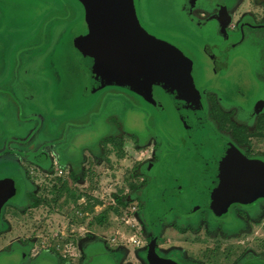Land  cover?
Returning <instances> with one entry per match:
<instances>
[{
  "label": "rangeland",
  "instance_id": "1",
  "mask_svg": "<svg viewBox=\"0 0 264 264\" xmlns=\"http://www.w3.org/2000/svg\"><path fill=\"white\" fill-rule=\"evenodd\" d=\"M72 1L0 0V82L8 77L13 66L12 54L24 48L27 41L34 46V53L49 54L43 61L41 56H35L29 62L30 76L35 82L33 95L41 86L39 95L34 97L36 105L41 107L36 100L41 95L50 113L73 110L66 116L82 113V105L79 106L77 98L69 100L73 90L69 88L67 74L62 72L61 82L55 72L71 62L73 79L79 69L67 59L66 47L60 45L58 51L52 48L60 27L63 28L60 34L65 38L79 19V9ZM181 1L140 0L144 25L156 35L193 50L199 70V62L206 66L210 59L197 46H211L208 34L211 28L196 23L185 24L188 31L179 27L183 17L178 10ZM189 1L186 0L187 11L192 20H203V24L209 19L220 20L224 25L223 47L237 44L226 48V53L231 57L230 62L240 57L244 61L233 62L226 79L232 73V77L241 73L246 76L253 66L262 83V99L254 115L245 116L239 107L226 105L216 94L209 93V116L247 156L264 157V0H197L195 5H188ZM54 23L58 24V30L50 38L51 43H46L47 25ZM64 25L67 26L64 28ZM244 31L246 36L242 38ZM203 75H210V70L203 67ZM80 85L83 81L76 79L73 87L77 89ZM98 97H91L87 104ZM165 145L164 137L157 132L141 137L114 129L100 138L92 149V157L82 155L84 162L90 164L80 169L78 175L63 179L56 172L49 177L40 172L33 181L40 199L30 200L26 207L18 206V213L22 214L11 220L17 231L4 235L27 237L32 247L46 249L44 253L80 258L110 255L118 264H126L125 261L139 264L153 233L146 223L143 194L151 178L149 167ZM105 148L111 152L108 159ZM24 207L27 210L20 211ZM229 214L231 217L225 220L215 219L206 209L192 217L172 214L162 220L158 247L163 254L182 258L190 264H245L264 258V201L251 208L233 205Z\"/></svg>",
  "mask_w": 264,
  "mask_h": 264
},
{
  "label": "water",
  "instance_id": "2",
  "mask_svg": "<svg viewBox=\"0 0 264 264\" xmlns=\"http://www.w3.org/2000/svg\"><path fill=\"white\" fill-rule=\"evenodd\" d=\"M72 2L79 9V19L65 38L60 27L52 50L58 51L60 45L66 47L67 59L79 69L78 76L71 78L74 75L71 62L65 63L55 76L62 82V72L67 74L69 88L73 90L69 100L77 98L82 110L88 106V99L106 88L129 91L154 110L162 136L176 150L162 154L153 169L157 178L146 188V220L153 230L146 257L149 264H180L157 251L162 219L173 212L192 217L206 209L215 219L225 220L233 205L251 208L264 201V157L247 156L236 142L219 132L208 118L205 100L206 90H220L226 103L238 104L246 116H252L260 107L262 86L253 66L246 76L241 73L232 77V73L226 79L233 62L240 63L243 57L229 63L216 78L214 51L208 44L197 47L211 61L206 66L199 62L197 70L198 57L193 50L156 35L144 25L140 0ZM178 7L183 16L179 27L188 31L186 0ZM223 34L222 23L220 36ZM86 37L92 39L86 41ZM197 47L195 50L200 52ZM48 57L49 54L44 55L40 60ZM203 67L210 70L209 77L203 75ZM76 79L83 81V85L74 89ZM36 100L51 116L73 111L63 109L51 114L41 95ZM229 153L235 157L236 179L218 192L220 164ZM4 201V193L0 191V214ZM249 264H264V261Z\"/></svg>",
  "mask_w": 264,
  "mask_h": 264
},
{
  "label": "flooded vegetation",
  "instance_id": "3",
  "mask_svg": "<svg viewBox=\"0 0 264 264\" xmlns=\"http://www.w3.org/2000/svg\"><path fill=\"white\" fill-rule=\"evenodd\" d=\"M186 15L192 25L196 23L201 27L211 28L208 34L214 51L213 62L218 69L215 77H220V71H224L231 63V57H228L226 48H232L237 44H229L223 47L224 39L220 36V20L215 22L209 19L203 24V20H192L188 15V11ZM48 25L47 31L45 30L46 33H44L46 43L50 41L55 30H58V24ZM49 45L47 46L49 47ZM23 47L20 48L19 52L14 51V54H12L13 66L9 70L8 77L0 82V184L3 185L5 199L0 214V264H118L114 257L110 255L80 258L68 257L55 252L44 253L47 251L46 249L39 250L37 246L32 247L27 237L22 238L4 234L17 231L16 224L12 221H15L13 218L17 214H22L18 213V206L26 207L30 200L40 199L34 191L36 186H33V181L40 172L47 177L56 172V175L61 176L63 179L78 175L80 169L84 168L85 165L89 167L90 164V162H84L82 155L92 157V149L97 145L100 138L108 135L114 129L130 136L144 137L150 134L155 135L156 132L162 135L158 128L157 116L154 110L138 96L117 88H106L100 91L97 94L99 97L92 104H88L86 109L82 110V113H73L68 116L66 114L51 116L47 110L36 105L37 103L34 101V97L39 95L41 91V86L33 95L32 88L35 82L30 76L29 67V62L32 61L33 57L41 56L40 58H42L45 52L42 55L34 53L36 52L33 51L35 50L33 49L34 46L29 45L27 41H24ZM208 58L210 59V57ZM207 61L210 62L211 60ZM257 80L262 86L260 80L258 78ZM209 93L216 94L219 101L221 100L225 104L226 102H224L220 90H206L205 100L208 118L216 129L221 132L220 127L209 116ZM262 93L261 91L260 100L262 99ZM226 105L239 107L246 116L240 105ZM218 114L220 115L219 110ZM4 134H6V138L3 139ZM164 141L166 143L165 149L161 151L159 158L149 167L151 178L147 186L157 178L153 174V169L161 161L162 154L176 150L170 141L165 138ZM104 153H107L106 159L111 156L109 148H105ZM145 192L146 189L144 190V197ZM24 208H21L20 211L27 210ZM172 214L178 213L173 212ZM151 237L145 250V256L140 258L139 264H149L146 253ZM158 240L156 248L161 256L175 259L180 264H190L182 258L163 254L158 247ZM263 259L259 258L257 260ZM125 263L127 264V261Z\"/></svg>",
  "mask_w": 264,
  "mask_h": 264
},
{
  "label": "snow or ice",
  "instance_id": "4",
  "mask_svg": "<svg viewBox=\"0 0 264 264\" xmlns=\"http://www.w3.org/2000/svg\"><path fill=\"white\" fill-rule=\"evenodd\" d=\"M92 39V37H86V41ZM234 163L235 157L229 153L226 155L223 160L221 161L220 168H221V183L220 187L217 189L218 192H221L236 179L234 175ZM0 191H3V185L0 184Z\"/></svg>",
  "mask_w": 264,
  "mask_h": 264
},
{
  "label": "crops",
  "instance_id": "5",
  "mask_svg": "<svg viewBox=\"0 0 264 264\" xmlns=\"http://www.w3.org/2000/svg\"><path fill=\"white\" fill-rule=\"evenodd\" d=\"M194 2L196 3L197 0H190L189 3H188V5H190V4H191V5H195Z\"/></svg>",
  "mask_w": 264,
  "mask_h": 264
},
{
  "label": "trees",
  "instance_id": "6",
  "mask_svg": "<svg viewBox=\"0 0 264 264\" xmlns=\"http://www.w3.org/2000/svg\"><path fill=\"white\" fill-rule=\"evenodd\" d=\"M245 33V31L243 32V36H242V38H245V36H246V34H244ZM257 42H259V38H257V40H256ZM146 207V206H145Z\"/></svg>",
  "mask_w": 264,
  "mask_h": 264
}]
</instances>
